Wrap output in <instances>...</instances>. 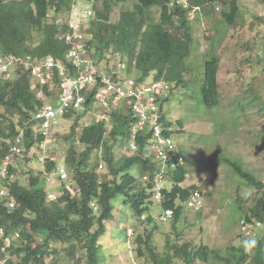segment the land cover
<instances>
[{
    "label": "trees",
    "instance_id": "16d2710c",
    "mask_svg": "<svg viewBox=\"0 0 264 264\" xmlns=\"http://www.w3.org/2000/svg\"><path fill=\"white\" fill-rule=\"evenodd\" d=\"M81 1L89 3L92 11L91 22L86 28L89 57L97 64L108 61L109 49L119 52L127 59L129 77L134 72L138 75L132 77L135 80L151 78L152 81L161 82L169 94L187 86L185 59L190 55L192 42L190 13L195 10L201 12L211 6L214 10L213 6L218 3L224 5L219 12L220 17L229 8L239 11V0H186L185 4L178 0H133V9L120 12L117 21L112 23L113 5L124 3L125 0ZM77 4L78 0H0V53L64 62L70 45L62 36L70 30L65 23L56 25L53 19ZM153 6L161 9L157 23L146 15ZM219 64L216 56L204 62L200 94L206 107L218 105ZM80 71L82 69L70 66L69 74L75 78ZM52 75L51 79L47 78L39 85H35L29 74L21 69L13 71L7 80L0 79V162L15 137L23 130L22 152L15 156L10 168L15 175L10 186L14 208L0 205V225L6 233L17 232L21 240H27L26 245L20 244L21 247L12 252L19 260L14 261V258L11 263L44 264L45 253L40 252V249L51 243L53 258L47 264H56L60 251L74 264H99L98 239L104 234L105 223L113 218L112 201L118 196L124 205L130 207L139 223V231L132 241L137 260L143 264H171L173 259L184 264L205 263L209 249L204 246L193 250L189 243H169L167 240L165 254L159 256L156 253L153 236L158 226L150 213V207L155 203L161 212L172 209V218L162 224L175 229L182 217V204L196 188L180 186L187 175V170L181 165L166 174L168 178L161 191L162 200L160 203L154 202L150 181L159 168L151 162L150 157L143 156L150 137L149 130L145 128L131 137L134 117L129 110L123 114L120 109H111L102 112L103 117L98 120L90 115L101 113L95 105V87L80 89L84 96L82 109L69 110L61 118L72 122L68 132L61 136L68 145L63 157L64 164L69 168L68 178L46 186V177L56 171L59 161L47 158L43 172L37 175L30 172L27 183L22 184L18 179L15 160L35 150L43 140V136L36 132L33 116L45 103H53L60 92V78L55 70ZM38 93L42 94V99ZM87 115V120L79 123ZM173 125L177 130L172 135L180 132L181 122H173ZM57 135L53 134L54 141ZM132 140L136 150L118 158L116 147L127 148ZM101 162L106 164L107 171L104 173L98 170ZM225 162L248 186L264 189V182L243 170L239 162L229 159H225ZM143 176H148V180L143 181ZM57 184V189L51 187H57ZM49 193L56 195L54 200H48ZM244 220L249 224L258 222L264 227V197L256 200ZM250 233L242 234L249 237ZM36 235L43 238L42 245L35 244ZM20 253L24 254L21 258L18 256ZM37 254L41 258H37ZM215 258L224 264H245L247 261L250 264H264V230L261 238L250 247H230L225 257L216 255Z\"/></svg>",
    "mask_w": 264,
    "mask_h": 264
},
{
    "label": "rangeland",
    "instance_id": "374dc122",
    "mask_svg": "<svg viewBox=\"0 0 264 264\" xmlns=\"http://www.w3.org/2000/svg\"><path fill=\"white\" fill-rule=\"evenodd\" d=\"M178 1L185 4L186 0ZM133 3V0H125L113 5L111 22L117 21L120 12L131 11ZM79 4L82 6L78 7ZM238 4L239 11L229 8L221 15L223 20L219 13L223 3L215 4L214 10L212 6L201 12L195 10L189 16L192 42L190 55L185 59L187 86L168 95L163 102L162 113L166 120L181 122L180 132L172 135L177 152L184 158L183 167L187 170L186 179L180 186L199 190L204 198L203 208L191 212L182 206V217L174 229L158 222L162 212L157 204L150 207L158 226L154 231L153 246L159 256L165 254L168 240L169 243H189L193 250L203 246L208 248L209 257L201 264H224L215 256L225 257L230 247L248 248L263 235L264 227L258 226L251 228L250 236L245 237L240 225L245 214H250L256 200L264 197V189L248 186L225 162V159L239 162L243 170L264 182V0H239ZM77 5L76 20L82 21L85 30L88 19L81 18V9L86 4L78 0ZM146 15L157 23L161 9L153 6ZM214 56L220 61L217 73L219 101L216 107L210 108L203 103L200 92L204 62ZM131 75L135 77L137 73ZM151 80L148 78L146 82ZM116 109L127 113L124 104ZM99 110L102 114L103 109ZM87 118L88 115L79 123H84ZM71 123L60 120L57 127L51 130L50 138L53 134L58 135L55 141L51 139L48 143L45 153L46 159H59L57 168L65 169L67 176L69 168L64 164L63 157L68 145L61 136L68 132ZM116 150L118 158L126 153L123 146H117ZM39 154L40 151L32 150L15 160L18 179L23 185L31 173L37 175L43 172L45 162L38 161ZM100 161L103 160L100 158ZM100 164L98 170L106 172L105 162ZM52 181L45 182V185ZM51 187L57 189L58 184ZM112 214V220L105 223L104 234L98 239L99 264H143L135 258L132 244L139 231V223L120 196L112 201ZM129 229L131 235L127 233L130 236L127 237ZM57 256L56 264H74L62 251ZM173 261L171 264H184L175 259ZM245 264L250 263L247 261Z\"/></svg>",
    "mask_w": 264,
    "mask_h": 264
},
{
    "label": "built area",
    "instance_id": "2783aa9c",
    "mask_svg": "<svg viewBox=\"0 0 264 264\" xmlns=\"http://www.w3.org/2000/svg\"><path fill=\"white\" fill-rule=\"evenodd\" d=\"M76 5L67 12L62 21L56 18L55 24H67L70 32L64 34L66 42L70 45L69 53L66 60L55 61L50 58L36 59L30 55L15 56L3 55L0 53V79L7 80L11 77V73L17 69L27 72L35 85L44 83L45 79L53 77L52 71L55 70L60 78V92L57 94L53 103H45L39 110L34 113L33 121L35 123L36 132L43 136V140L37 144L35 150L40 151L38 161L44 162L46 157V149L48 143L51 142L50 132L57 127L61 118L66 112L72 109H82L84 96L80 93V89L95 87V105L103 112L116 109L122 104L126 105L128 110L133 114V133L143 131L147 128L150 137L147 139L143 156L150 157L151 161L158 166L159 171L150 181L153 187L152 199L156 203L162 200L161 191L164 189L165 177L168 170H176L183 165V157L176 151L172 133L177 129L172 121L166 120L162 113L163 102L167 99L168 91L164 89L161 82H146L135 80L129 77L127 73V59L119 52L109 51L108 61H93L87 52L86 43L88 34L86 29L82 28V21L76 20ZM81 18L88 19L87 25L91 22L92 11L89 7L83 8ZM94 63L98 68L95 67ZM70 66L74 69H82L75 78L69 74ZM40 99L42 94L38 93ZM97 120L103 117V114L97 115L91 113ZM23 130L15 137L14 143L10 146L7 154L0 162V205L8 209L14 208V200L11 195L10 186L15 179L14 173L10 168L13 165L15 156L22 152L23 148ZM53 140V139H52ZM136 150L134 140L130 141L126 153L132 154ZM101 164L99 168H101ZM68 178L67 172L63 168H57L55 172L50 173L45 181L51 182L62 181ZM148 176H143L142 180L147 181ZM49 199H54L52 193L48 194ZM187 210L196 212L203 207V196L198 190L190 193L188 200L185 202ZM96 209V207H93ZM173 216L172 209H165L158 216L161 223L167 222ZM259 224V223H258ZM257 224V225H258ZM241 229L245 235L249 234L248 225L241 221ZM127 233H131L128 230ZM37 245L43 244V238L35 236ZM27 244V240H21L19 233L15 232L7 234L4 227L0 225V264H12L15 258L12 252L19 246ZM20 246V247H21ZM40 252L45 253L43 258L44 264L49 263L53 258V245L49 243L47 247H42ZM20 258L23 253L18 255ZM41 258L40 254L36 255ZM15 258L14 261H18ZM24 264H32L26 262Z\"/></svg>",
    "mask_w": 264,
    "mask_h": 264
},
{
    "label": "clouds",
    "instance_id": "9594fccd",
    "mask_svg": "<svg viewBox=\"0 0 264 264\" xmlns=\"http://www.w3.org/2000/svg\"><path fill=\"white\" fill-rule=\"evenodd\" d=\"M86 4V6L85 7H89L90 9H91V5L89 4V3H85ZM80 5V4H79ZM78 5H76V9L75 10H77V8L78 7H81L82 6V4L80 5V6H78ZM85 7H83V8H85ZM72 8V7H71ZM83 8L81 9V11L83 10ZM71 9H69L68 11H70ZM68 11H66L64 14H59V15H57L54 19H53V21H55L56 20V18H61L62 19V21H64L63 19L65 18V15L67 14V12ZM195 12V11H194ZM193 12V13H194ZM57 25V24H56ZM126 58V57H125ZM175 144V143H174ZM175 146H176V144H175ZM176 151H177V147H176ZM178 153V152H177ZM179 154V153H178ZM180 155V154H179ZM150 159V158H149ZM184 159V158H183ZM152 162V161H151ZM153 163V162H152ZM154 164V163H153ZM183 164H184V161H183ZM182 166H184V165H182ZM170 170H168L167 171V173L169 172ZM171 171H174V170H171ZM166 173V174H167ZM167 178H168V176L166 175V177H165V180H167ZM195 190H197V189H195ZM192 191H194V190H192ZM191 191V192H192ZM199 191V190H198ZM190 192V193H191ZM200 192V191H199ZM201 193V192H200ZM201 195H202V193H201ZM190 196V195H189ZM203 196V195H202ZM204 199V198H203ZM188 200V199H187ZM186 200V201H187ZM185 201V202H186ZM185 202L182 204V206L186 209V207H185ZM203 208V207H202ZM201 208V209H202ZM200 209V210H201ZM187 210V209H186ZM200 210H198V211H200ZM189 211V210H188ZM192 212V211H191ZM197 212V211H196ZM244 221V223H245V225H248V227H247V230L249 231V233L251 232L250 231V229L251 228H254V227H258V226H262L260 223L258 224V222L257 223H254V224H249V223H247L245 220H243ZM258 224V225H257ZM240 226H242V225H240ZM131 231V230H130ZM127 232V231H126ZM241 232L245 235V233L242 231V229H241ZM129 235H131V233L129 234ZM129 235H127V237H130Z\"/></svg>",
    "mask_w": 264,
    "mask_h": 264
},
{
    "label": "crops",
    "instance_id": "0c3cea01",
    "mask_svg": "<svg viewBox=\"0 0 264 264\" xmlns=\"http://www.w3.org/2000/svg\"><path fill=\"white\" fill-rule=\"evenodd\" d=\"M201 15V13H199ZM130 230V229H129Z\"/></svg>",
    "mask_w": 264,
    "mask_h": 264
}]
</instances>
